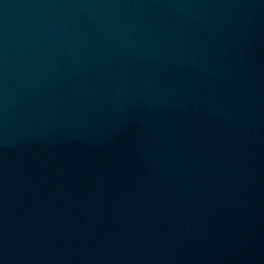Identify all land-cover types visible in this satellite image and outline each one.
I'll return each mask as SVG.
<instances>
[{
    "label": "water",
    "instance_id": "95a60500",
    "mask_svg": "<svg viewBox=\"0 0 264 264\" xmlns=\"http://www.w3.org/2000/svg\"><path fill=\"white\" fill-rule=\"evenodd\" d=\"M0 264H264V0H0Z\"/></svg>",
    "mask_w": 264,
    "mask_h": 264
}]
</instances>
